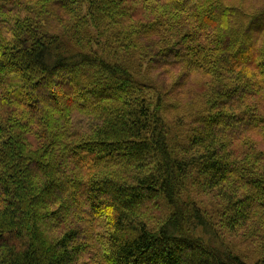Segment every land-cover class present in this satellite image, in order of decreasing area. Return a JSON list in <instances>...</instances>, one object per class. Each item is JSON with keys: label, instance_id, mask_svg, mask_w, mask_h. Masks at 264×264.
Instances as JSON below:
<instances>
[{"label": "trees", "instance_id": "trees-1", "mask_svg": "<svg viewBox=\"0 0 264 264\" xmlns=\"http://www.w3.org/2000/svg\"><path fill=\"white\" fill-rule=\"evenodd\" d=\"M251 1L0 0V264H264Z\"/></svg>", "mask_w": 264, "mask_h": 264}, {"label": "rangeland", "instance_id": "rangeland-1", "mask_svg": "<svg viewBox=\"0 0 264 264\" xmlns=\"http://www.w3.org/2000/svg\"><path fill=\"white\" fill-rule=\"evenodd\" d=\"M263 2L264 3V0H252L251 2ZM236 241L234 240V239H231V241H230V243L231 244H233V243H235ZM249 242H240V243H238V245H247ZM250 244V243H249ZM238 245H237V247H238ZM240 248L241 249H243V251L242 252H240L241 254H246L247 256H245L246 258H247V260H248V262H250V263H253V262H255L256 261V259L259 257V252L257 253L256 252V250L251 246L250 248L249 247H245V248H242L241 246H240ZM245 249H246V251H245Z\"/></svg>", "mask_w": 264, "mask_h": 264}]
</instances>
